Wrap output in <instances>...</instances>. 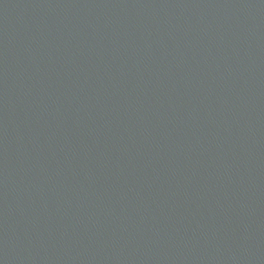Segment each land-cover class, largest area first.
<instances>
[{
  "label": "water",
  "instance_id": "95a60500",
  "mask_svg": "<svg viewBox=\"0 0 264 264\" xmlns=\"http://www.w3.org/2000/svg\"><path fill=\"white\" fill-rule=\"evenodd\" d=\"M264 187V0H0V264H159Z\"/></svg>",
  "mask_w": 264,
  "mask_h": 264
}]
</instances>
